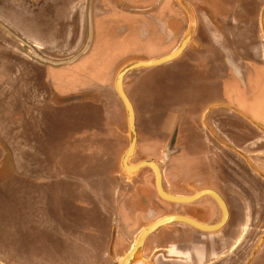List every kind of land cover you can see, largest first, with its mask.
<instances>
[{
  "label": "crops",
  "instance_id": "obj_1",
  "mask_svg": "<svg viewBox=\"0 0 264 264\" xmlns=\"http://www.w3.org/2000/svg\"><path fill=\"white\" fill-rule=\"evenodd\" d=\"M121 1V7H110L114 9L110 18L116 19L107 18L105 27L99 23L98 35L89 16L94 42L88 54L90 60L83 65L94 59L96 67L92 71L99 82L107 80L111 73L114 81L122 68L135 62L129 59L132 55H147L154 60L179 48L152 45L165 35L161 27L171 25L167 20L178 16L169 11L170 5L167 6L170 9L159 12L162 26L154 29L150 38L148 35L143 38L148 43L139 41L138 46H132L137 38L129 21L131 16L117 8H125V3L130 1L138 8L141 0ZM212 1L232 11L224 23L226 33L235 34V44H220L211 38L205 45H198L202 32L198 30L196 16L197 29L189 46L180 58L166 64L173 66L171 76L163 79L154 75L153 78L150 72H141L147 69L133 71L135 73L128 76L129 91L125 87L126 93L129 98L134 96L140 106H145L138 111L131 100L138 129V146L131 164L156 161L162 170L164 190L174 196L190 197L205 187H213L221 193L230 192L236 198L229 206L233 214L221 230L213 233L182 223L164 226L148 237L146 253L151 257L158 251L165 253L170 258L165 264H264V225L262 238L251 241L248 246V234L255 228L256 212L264 208V187L252 174L264 173V135H259L254 125L264 128V0ZM86 2L0 0V113L5 110L16 113L13 116L6 112L10 119L4 122L0 117V200H9L0 205V232L5 239L20 243L19 249L0 254V264H33L29 257L34 256L42 258L37 264H100L110 256L113 260L117 256L124 259L147 226L182 210L164 202L156 187L155 174L149 168L129 180L121 166L118 177V186L123 188L121 196L114 194L107 198V190L100 185L103 177L96 163L103 161L104 155L111 154V150L106 151L108 145H116L111 135L115 118L113 106L106 108L91 99L68 101L69 97L85 90L81 87L72 90L64 83L68 81L66 76L77 79L73 75L77 66L55 68L28 53L25 44L48 57H62L63 54L69 57L67 43L75 37L79 43L77 48L83 49L88 38V16L83 12ZM75 9L82 12L72 18ZM260 12L262 28L258 25ZM74 24L81 25L80 32L73 29ZM192 43L196 44L190 48ZM233 48H238L253 61L235 58ZM227 50L228 58H225ZM174 77L181 80L172 91L186 87L188 94L194 93L192 100L184 102L171 97L164 104L176 109L155 108L159 98L169 94L161 84L169 79L172 85ZM152 87L155 92L151 90L149 94H154L153 98L145 101L143 93ZM207 100L210 105L202 110ZM175 128H180L174 149L176 155L166 158L165 149ZM56 132L58 136L53 139H58L61 153L57 158H48L46 144ZM123 136L127 137L128 150L130 138ZM140 147H147L151 154L145 156L139 152ZM216 153L229 164L223 161L219 164ZM87 157L89 160L85 164L83 160ZM244 159L253 171L249 172ZM65 160H69V166L67 161L63 163ZM215 165L219 169L214 168ZM205 176L210 184L206 183ZM35 179L54 183L47 184L49 192L50 188H59L61 194L69 192L72 196L69 202H55V209L51 205L46 207L41 220L34 224L32 221L38 218L31 215L36 207L30 198L35 188L41 194L47 191V185L34 186ZM117 197L120 198L118 203ZM20 198L25 201L18 203ZM202 207L206 208V214L201 209L188 213L205 225H217L222 221V209L217 202L204 200L198 206ZM99 210L102 227L93 216ZM46 219L50 220L47 224L55 227L47 228ZM68 227L73 236L67 234ZM47 240H52L56 248L43 244L41 251H33V241ZM98 243L100 247L95 246ZM23 254L26 259H20Z\"/></svg>",
  "mask_w": 264,
  "mask_h": 264
},
{
  "label": "flooded vegetation",
  "instance_id": "obj_2",
  "mask_svg": "<svg viewBox=\"0 0 264 264\" xmlns=\"http://www.w3.org/2000/svg\"><path fill=\"white\" fill-rule=\"evenodd\" d=\"M186 2L193 8L194 13L197 16V20L199 23L198 30H200V32H202V36L200 37L201 40H198V42H197L198 45L199 44L205 45L208 42V40H210L211 38H212V40H215V41L217 40L218 43H220V44L231 45V44L236 43V40L233 38L235 36V34H233L232 32L226 33V31H225L226 26H225L224 22L226 21V17L231 16V14H232V11L228 7H226L225 5L220 4V3L218 5H215V3H217L218 1H216L214 3L212 0H186ZM122 3L123 2L121 0H87L86 7L83 11L88 16V19H87L88 21H86V32L88 33L89 16L91 17L90 20L92 19L91 21H93L95 24L96 35H98V31L100 29L99 23L102 22L103 24L102 23L101 24L103 25V27H105L106 26L105 22H106L107 18L116 19V18H110L112 16L111 15L112 10H114V9H111L110 7L114 6V5L119 7L120 5H122ZM139 3L141 5V7H138V8L134 7V3L131 1L129 2V4L125 3L126 4L125 8H121V9L117 8V10L126 11L131 16L129 21L131 24V28H133V30L135 31V36L137 38L136 42L133 41L131 43L132 46H138L139 41H141L143 44L148 43L147 40L146 39L143 40V38L146 37L147 35H148L147 38H150V36L153 35L152 34L153 30L156 28H159V26H162L161 22H159L160 20L158 19L159 18V12L160 11L164 12V11H166V9L171 8L169 11H172V13H176L178 16L175 19L171 18V20L170 19L167 20L168 23H171V25L169 26L168 23L166 22L169 27L168 28L167 27L165 28L164 26L161 27L162 31L165 33V35L156 39L157 41L156 42L154 41L152 43V45L155 47H165V48L168 46L179 47L186 38V33H187V30L189 27L190 18H189L187 11L179 4L178 0H141V2H139ZM144 4H146V7H144ZM168 5H170V8H167ZM73 12H74V15L72 16V18L73 17L76 18L75 15H77L78 13L81 14L82 11L75 9ZM261 12H262V10H261ZM261 12H260V15L258 18V25L260 28H262V13ZM152 18L154 19V21L152 20ZM231 23L233 24V22H231ZM78 25L74 24L73 29L77 28L78 32H80L81 25H79V26ZM263 26H264V15H263ZM144 30H146L147 32H142ZM75 39H76V37H75ZM75 39L70 41L69 43H67L68 48H69V50H68L69 53H67V54L70 55L69 57H65L66 55L64 56V54L62 55V57H60L59 55H54V56L51 55L50 57H48V56H45L42 53V51H40L37 48H32L26 44H25V46L29 48L28 49L29 55L35 57L38 60H41L42 58H46V59H49L52 61H66V60L73 58L75 55L79 54L82 51V49L77 48L79 43L77 42V39L76 40ZM194 44H196V43H192L190 45V48L192 46H194ZM255 44H257V43H255ZM147 45L149 46V44H147ZM200 46H202V45H200ZM140 47H142V46H140ZM233 49H235L234 53H233V56H235V58H237L239 60L248 59L249 62L253 61L252 58H249V57L245 56V54H242L238 48H233ZM194 50H195V47H194ZM259 50H261V49L259 48ZM224 52H225V58H228L229 50H227V52L226 51H224ZM85 58H86V60H85ZM88 60H90V58L87 55L86 57L82 58L78 63H76L72 66H63V67H74V66L76 67L77 66L76 68H79L80 66H84L82 63L85 61H88ZM89 62H91V63L93 62L94 64H96V62H94V59L92 61H89ZM95 67H92L89 70L88 76H90V75L94 76V73L92 70L93 69L95 70ZM55 68H61V67H55ZM73 75H75V73ZM83 100H85V99H83V98L73 99V101H83ZM254 125H256L257 128L259 129L258 130V132H260L259 135L260 134L264 135V128H262L261 126H258L257 124H254ZM179 134H180V128H175L172 130L168 144H167L166 149H165V155L164 156L166 158H170L174 154L176 155V151H174V149H176V147H177V141L179 138ZM214 139L216 141H218V139H216V138H214ZM216 157H217V159L220 160V161H218V162H220L219 164H221L222 161L225 162L226 164H229V162L227 160H224V158L219 153H216ZM247 158L250 161V163L253 164L251 159L249 157H247ZM244 162H245L246 166L248 167L249 172H251L250 171L251 167L249 166L246 159H244ZM253 166L256 168V166L254 164H253ZM214 168L219 169V167L217 165H215ZM256 169L259 170L258 168H256ZM252 174H253L254 178H256V181H258V183H260L264 187V173L262 172L260 175H258L257 173H252ZM245 179L243 180V182L244 181L246 182ZM249 182L250 181L247 180V183H249ZM206 183L210 184L209 178H207V177H206ZM206 190H212V191L217 192L225 201L227 208H228L229 216H230V214L231 215L233 214V208H229V206L231 205V201H235V199H236L235 195H233L230 192H226V191L221 193L213 187L202 188L199 192L206 191ZM194 195H192V196H194ZM204 200H211V201L216 202V200L210 196H204L201 199H199L198 201H196L195 203H191V204H175V203H169L167 201H164V202L167 204L168 203L174 204V205H176V207L182 209L178 212L169 214L168 216H183V217L193 219L191 217L190 213H188V211L193 212L196 210H199V211L204 210V212L206 214V208H204V207L198 208L200 202H202ZM198 202H199V204H198ZM263 206H264V203H263ZM222 214H223V211H222ZM222 219H223V216H222ZM254 221H255L254 222L255 228H253L251 233L248 234V236H249L248 237V246L251 243V241H254V240L256 241V239L260 240L263 236L262 235V232H263L262 227L264 225V208L260 209L259 213L256 212V216L254 217ZM245 245L246 244L244 243L243 246H245ZM146 247H147V243H145V246H144V252H143L144 260L140 261L141 262L140 264H165L170 259L165 253H162L159 251L156 252L157 253V254H155L156 256L151 257L149 254L146 253ZM164 255H166V257H164ZM157 260H159V261H157Z\"/></svg>",
  "mask_w": 264,
  "mask_h": 264
},
{
  "label": "rangeland",
  "instance_id": "obj_3",
  "mask_svg": "<svg viewBox=\"0 0 264 264\" xmlns=\"http://www.w3.org/2000/svg\"><path fill=\"white\" fill-rule=\"evenodd\" d=\"M37 1H39V2L44 1L45 2L46 0H37ZM52 2L54 3L56 1H52ZM178 2H179V0H178ZM179 4H180V2H179ZM130 57L131 58H129V59L131 61L134 60L135 62H147V61H149L152 58L151 56L138 55V54L137 55H132ZM95 65L96 64H94L93 62L92 63L91 62H87L86 65L80 66L79 68H75L76 70L73 71V74L76 73L74 76H76L77 79H71V78H68V76H66L65 78L68 81H66L64 83H67V85L69 84L68 85V86H70L69 89H72V90H74L77 87H81V88L85 89L83 91V93H79L78 95H74L72 97H69L71 99H68V101H73V99H81V98H83V99H89V100L91 99L92 101H95L96 103H99L100 105H103L106 108H112V106H113L112 110H113V113L115 114V118H114V121H113L114 122V129H113L114 134H113V131H111L112 132L111 135L114 136L115 141H116V145L114 147L111 146V145H108L106 147V151L109 152L111 150L110 151L111 154L108 155L107 157L104 155L103 156V161L99 160L98 163H96L97 165H99V168H100L99 173H101L102 177H103L101 182H100V185L102 184L101 187L104 186L103 188L105 190H107L106 191L107 198H110L109 196L110 195H114V194L117 195V196H121L120 193H122V190H123L122 187L118 186V184H119L118 177L120 176L119 174L121 172V163H122L121 160H122L123 156L125 155V153L127 152V147H128L127 146L128 145L127 137L124 138V136H123V135L129 136L128 116H127L126 108H125V106H124V104H123V102H122V100H121V98H120V96H119V94H118V92L116 90V79L117 78L113 81V76H112V73H111L110 77L108 75L109 78L107 80H105V81L102 80V81L99 82L98 80H96L94 78V76H91V75L88 76L89 75V70L92 67H95ZM141 72H150L153 75V78H154V75H155V76H159V77L162 76L163 79H164V77L171 76V73L174 72V69H173L172 65H165V66L158 67V68H152V69L143 70ZM133 73H135V72H133ZM133 73L130 76L129 75L128 76L131 77L133 75ZM106 74H107V72H106ZM128 76L126 77V82H125V87H127L126 88L127 90L129 88ZM78 78L82 79V80L77 81ZM74 80H76V81H74ZM173 80H174V83L172 81V85H171V81H170V84L168 83L169 79L167 81H164V83L161 84V88L165 89V91L167 93H169V94H167L168 96H166V97L162 96V99L159 98V101L157 103H155V108H159V109L160 108H165L167 111L168 110L171 111L173 109H176V108H171V106H166L164 104V102H166L165 100L169 99L171 97H175L178 100H182L184 102L192 100V96H193L194 93L192 94L190 92L188 94V91H187L186 87H183V89H181V90L177 89V90H173L172 91V89L175 88V84H178V82L181 79L180 80L179 79L176 80V77H174ZM78 83H80V84L78 85ZM107 85H109L110 87H108ZM149 87H151V86H149ZM154 88L153 87L149 88L145 92L146 94L143 93V99L145 101H149L150 100L149 98H153L152 96L154 94H149V92L151 90H152V92H155ZM160 91H162V90L160 89ZM170 91H172V92H170ZM172 94H173V96H172ZM174 94H181V96H175ZM159 95H162V93H159ZM130 98L134 102V104H135V106H136L138 111H140L141 108H145L144 105L143 106L139 105V101H137V99L134 96H133V98L132 97H130ZM162 100H164V101H162ZM209 103H210V101L207 100L202 105L203 107L201 109L203 110L204 108L208 107L210 105ZM118 110H119V112H118ZM6 112L8 114L13 115V116L16 114L15 112H12V111L9 112L8 110H5L4 113H0V117L3 120V122L10 119V117L7 116ZM139 115H140V112H139ZM49 126L51 127V124ZM124 132H125V134H124ZM56 136H58L57 132L55 134L53 133L50 136L51 138H49L48 143L46 144V146H47L46 148H48L46 155L48 156V158L49 157H51V158L52 157L53 158L56 157L57 158V156L61 153V146L59 144L57 145V140L58 139L57 138L53 139ZM146 151H148L147 147H146V149H144L143 147H140V151L139 152H143L145 156H148L149 154H151L150 151H148V152H146ZM88 160H89L88 157L84 158L83 161H85V162H83V163L86 164L88 162ZM66 161H67V163L69 162V160H65L63 163H65ZM133 162L135 163L136 159L133 160ZM68 166H69V163H68ZM37 168H39V167L37 166ZM50 168H52V167L50 166ZM33 174H36V173H33ZM121 183H123V182H121ZM6 184L9 185V182H6ZM47 184L50 185V184H54V183H51V182L47 183V181H42V180L39 181V179H35L33 185L34 186H38V185L45 186ZM51 186H53V185H51ZM55 186L59 187L57 184ZM48 187L49 186L47 185V191L45 193H42V194L39 193V190H37V188H35L34 189V193H33L34 195L31 196V198H30L34 202V205L36 207V209H34V214H31V215H34L36 218H38L37 220L34 219L35 221L34 220L32 221L34 224L41 220V218L43 217V211H45L46 207L51 205V207L53 209H55L54 205H55V202H58V200L62 201V202L65 201V200L69 202L71 200V199L69 200V198L72 195L69 192H67L66 194H61L62 192H59V191H61V189H59V188H54V189L50 188V192H49V188ZM130 187H132V186H130ZM7 194H9V192H7ZM54 199H56V200H54ZM119 199L120 198L117 197L116 203L119 202ZM8 201H1L0 200V205H4ZM23 201H25L24 198L18 199V203H21ZM90 204H92L94 206L93 202H91ZM32 211H33V209H32ZM47 213H48V211H47ZM93 216H94V218L96 220H98L99 227H102L104 223H103V220L101 219L102 217H101L100 210L97 212V215H93ZM7 218H9V217L7 216ZM49 222H50V220H47L46 224L49 223ZM46 226H47V228H49V226H52V228L55 227L54 225H50V224H47ZM42 228H46V227L42 226ZM67 230H68L67 234L69 236L70 235L73 236L72 234L69 233L70 232L69 231V227L67 228ZM52 231H54V230H52ZM5 237L6 236L3 233L0 232V254L9 253V252L14 250L13 248H16V247H17V249H19L18 246H17V245H20L19 242H18V244H16V240H14V239L13 240L5 239ZM130 237H131V239H134V236H132V234H130ZM43 244L44 245L48 244V246H52L53 249L56 248V246H55V244H54V242L52 240H49V241L47 240L45 242L33 241L32 242L33 251L34 252L41 251ZM95 246H99L100 247L101 245L98 243ZM121 253H123V252H121ZM120 255H122V254H120ZM22 256H23V258H20V259H26V257H24V254ZM117 257L115 258V260H113V257L110 256V258L108 257L105 261H103V263H100V264H121V262L123 260L122 257L121 256L118 257V258ZM1 258L2 257H0V259ZM29 259L31 260V263L37 264V263H39L41 261L42 258H37V257L34 256V257H29ZM112 260H113V262H112Z\"/></svg>",
  "mask_w": 264,
  "mask_h": 264
},
{
  "label": "water",
  "instance_id": "obj_4",
  "mask_svg": "<svg viewBox=\"0 0 264 264\" xmlns=\"http://www.w3.org/2000/svg\"><path fill=\"white\" fill-rule=\"evenodd\" d=\"M180 4L183 8L187 11L189 18H190V27L188 33L186 35L185 40L179 46V48L174 51L173 53L161 57L159 59L149 60L147 62H133L126 65L122 70L119 72L117 79H116V90L126 108L127 116H128V126H129V138H130V145L129 148L122 159V170L127 175L129 180H132L134 176H137L142 170L144 169H151L156 178V187L160 196L167 202L175 203V204H191L204 196H210L216 200L223 211V219L217 225H205L202 224L194 219H190L183 216H166L157 222L147 226L139 235L134 247L129 252V254L122 260L121 264H138L140 261L144 260L143 252L146 240L148 237L153 234L158 229L175 223H182L186 225H190L194 228H197L201 231L207 233H213L216 231L221 230L227 223L229 212L227 205L223 198L215 191L206 190L197 193L191 197H180L168 194L163 187V178H162V170L160 165L153 160H146L140 162L136 165L131 164V160L136 156V149L138 146V129H137V121H136V112L135 107L129 98L128 94L125 91V79L126 77L133 71L141 70V69H150L159 67L162 65L169 64L182 56L185 52L187 47L189 46L191 40L197 29V20L196 15L192 9V7L186 2V0H179ZM94 42V29L92 26V22L89 25V32L86 44L82 51L75 55L73 58L66 60V61H52L46 58L41 59L45 63L49 64L53 67H63V66H72L79 62L82 58L87 56L93 46Z\"/></svg>",
  "mask_w": 264,
  "mask_h": 264
}]
</instances>
